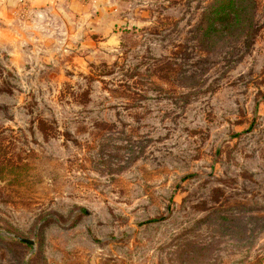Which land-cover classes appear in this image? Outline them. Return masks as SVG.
I'll return each mask as SVG.
<instances>
[{"label": "rangeland", "instance_id": "1", "mask_svg": "<svg viewBox=\"0 0 264 264\" xmlns=\"http://www.w3.org/2000/svg\"><path fill=\"white\" fill-rule=\"evenodd\" d=\"M212 2L0 0V264H264V0Z\"/></svg>", "mask_w": 264, "mask_h": 264}, {"label": "trees", "instance_id": "2", "mask_svg": "<svg viewBox=\"0 0 264 264\" xmlns=\"http://www.w3.org/2000/svg\"><path fill=\"white\" fill-rule=\"evenodd\" d=\"M254 0H213L203 12L204 34L212 39L228 36L248 20L253 11Z\"/></svg>", "mask_w": 264, "mask_h": 264}, {"label": "water", "instance_id": "3", "mask_svg": "<svg viewBox=\"0 0 264 264\" xmlns=\"http://www.w3.org/2000/svg\"><path fill=\"white\" fill-rule=\"evenodd\" d=\"M15 239L19 240V241H22L28 245H33L34 242L31 240V239H27V238H22V237H19V236H14Z\"/></svg>", "mask_w": 264, "mask_h": 264}]
</instances>
